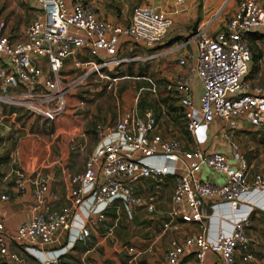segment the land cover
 Instances as JSON below:
<instances>
[{"label": "built area", "instance_id": "1", "mask_svg": "<svg viewBox=\"0 0 264 264\" xmlns=\"http://www.w3.org/2000/svg\"><path fill=\"white\" fill-rule=\"evenodd\" d=\"M37 7L34 19L23 30V40L5 35L0 19V106L25 112L49 124L67 108L70 94L88 82L109 89L114 71L136 60L118 52L120 38L143 49L160 44L169 32L171 14L161 9L134 6L125 24L104 21L85 0H29ZM175 0L174 5H181ZM264 28V5L237 0L231 15L213 36L203 27L184 31V39L167 51L183 76L162 84L163 93L176 103L177 114L192 147L183 149L173 138H163L149 111L126 112L112 125L98 128L95 144L83 161L82 170L67 174L70 206L53 210L45 204V176L37 174L31 185L30 218L13 234H5L0 220V261L10 264H59L60 257L88 237L90 224H102L116 203L128 218L138 209L154 212L156 197L165 179H173L169 208L160 231L176 230V223L197 225L195 236L171 238L163 254L164 264H205L210 254L220 264L251 263L253 255L246 231L251 212L264 207V176L250 173L238 144L225 136L227 155L205 152L207 132L213 120L242 119L252 127L264 125V90L247 86L244 78L251 59L247 36ZM193 45L195 65L188 45ZM194 75L201 94L194 105L187 85ZM79 105L81 103L79 102ZM203 168L219 174L218 184L201 180ZM14 185L24 192L29 178L15 173ZM149 181L146 195L137 186ZM2 201L7 198L0 197ZM213 200L202 216L204 202ZM263 209V208H262ZM214 217L218 225L212 236L206 227ZM63 247L47 251L62 235ZM11 247L14 249L12 250ZM131 255L132 248L127 250ZM135 255V254H134ZM184 257H189L183 260ZM29 259L30 263H24Z\"/></svg>", "mask_w": 264, "mask_h": 264}, {"label": "crops", "instance_id": "2", "mask_svg": "<svg viewBox=\"0 0 264 264\" xmlns=\"http://www.w3.org/2000/svg\"><path fill=\"white\" fill-rule=\"evenodd\" d=\"M71 0H65L68 4ZM90 3L94 9L95 14L98 18L103 19L111 23L123 25L122 22L123 15L118 19H114V16L110 13L109 7L112 4L116 3V8L120 9L122 13L126 4L122 0H85ZM175 1V0H174ZM173 6L175 9H180V12L175 15V12L171 14L172 25L171 28L162 40V42L151 49H143L138 45L130 43L128 40L120 38L118 40L117 48L118 52L124 51L126 54L133 55L134 57L141 58L144 55L154 57L149 60H136L131 64H127L117 71H149V76L156 80V87L161 85L165 81L172 80L178 76H183L189 63H186L184 67H179L176 64V57L174 53H167V51L175 48L180 39H184V31L191 27H203L208 36H213L221 27L224 25L225 21L231 15L232 11L235 8V4L231 3V0H202L200 4L196 3V0H182L181 5ZM255 3L264 5V0H253ZM22 5L27 6L31 10L32 18L24 19V21L18 22V17L13 21L11 18H8L6 21L7 15H5L6 10L9 8L8 3H5L4 8L0 11V19L5 18L6 29L4 31L5 35L10 38L13 42H18L23 40V30L25 26L34 19V15L37 13L36 5L29 0H20ZM115 2V3H114ZM12 3V0H10ZM163 5V6H162ZM134 6H145L149 8H156L167 11L165 9L164 3L151 2L146 3L142 1L140 4L131 5L130 10ZM14 7V6H13ZM14 10L18 12V9L15 7ZM169 12V11H168ZM30 14V12H27ZM130 14V13H129ZM129 15L126 18L128 19ZM13 22H16V26L13 27ZM26 24L24 25V23ZM223 22V23H222ZM195 24V25H194ZM222 24L219 28L218 26ZM211 28V29H210ZM219 28V29H218ZM10 29H15L16 34L11 35ZM182 39V40H183ZM247 42L250 47L251 59L248 65V73L244 78V83L247 86V89L244 92H248L253 87H260L264 90V28L259 29L247 36ZM188 52L192 55L191 65H195V51L193 45H188ZM187 85L190 90L191 100L194 105H197L198 98L201 94V88L197 78L192 75V77L187 82ZM176 108V103L173 102ZM5 106H0V141L2 146L6 145V137L9 134H6L7 127H2L3 123H11L14 115L9 112ZM177 110V109H176ZM31 117L26 121L27 124H30ZM40 121V120H39ZM254 135L252 137L249 133ZM230 135L233 137L234 141L238 144L241 152L243 153L247 163L250 167V173H258L264 176V169L262 167L256 171L252 168L254 165L251 164L246 157V153L240 146L244 141H247L249 138V143L254 144L258 138H264V125L261 127H252L246 121L242 119H236L231 121H221L213 120L207 132V143L202 150L205 152H219L220 154L227 155V145L225 136ZM264 146V144L262 145ZM219 150V151H218ZM13 154L9 155V163L2 165L0 164V197L4 196L7 199L2 201L0 199V220L3 223L4 233L13 234L17 227L26 222L31 216V197L30 193L33 189L31 185V180L35 178L37 174L45 176L47 179L46 183V193L44 195L45 204L53 210H59L62 207L70 206L69 199V189L70 185L65 178V173L68 171L64 170V173L57 172L56 170H44L43 165L46 162L48 154L42 155V159L39 162L34 163V165L26 164V168L14 165L13 163ZM12 157V158H11ZM53 162L52 164H54ZM37 164V165H36ZM73 171L74 173L80 172L82 170V164H79V170L76 168ZM263 170V171H262ZM15 173L21 174L24 177L29 178L26 183L24 192H18L15 188ZM73 173V174H74ZM203 171L201 170L198 174L201 180L207 181L209 183L218 184L220 177L216 175H207L204 174L202 177ZM159 194V193H158ZM157 194V195H158ZM170 197V196H169ZM213 200H207L204 202V207L201 209L202 216L209 214L210 209L209 205ZM162 213L166 214L167 210ZM164 221V217L162 222ZM258 224V223H257ZM252 224L250 228L246 231V236L250 241V251L253 255L255 253H264V226L262 222H259V226L255 227L253 230ZM216 222L214 217L209 219L206 227L208 229V236H212L215 231ZM177 231L168 230L166 232L154 233L153 236H149L147 240L141 241L140 239L133 238L135 244H133V255H130L129 258L124 260L126 257L125 253L116 245H112L110 248L104 245V222L102 224H90L88 227V237L82 243H76L70 250H68L64 255L60 257L59 264H164L163 263V254L167 247V243L171 238H182V236H195L201 231L198 229L197 225H186L182 223H176ZM136 240V241H135ZM66 243V237L63 234L58 238L52 245L46 248L47 251H55L64 246ZM131 248V247H130ZM13 250L14 248L11 247ZM135 254V255H134ZM128 256V255H127ZM189 257H184L183 260ZM1 262V261H0ZM255 264H264V255L261 259ZM3 263V262H2ZM24 263H30L29 259H25ZM10 264V263H3ZM205 264H220V261L217 257H214L210 254H207L205 257ZM243 264V263H239ZM249 264V263H245Z\"/></svg>", "mask_w": 264, "mask_h": 264}, {"label": "rangeland", "instance_id": "3", "mask_svg": "<svg viewBox=\"0 0 264 264\" xmlns=\"http://www.w3.org/2000/svg\"><path fill=\"white\" fill-rule=\"evenodd\" d=\"M122 1L126 4L122 13L120 9L116 8V0L115 4L110 5L109 11L115 20L123 15V23L126 22L131 5L140 4L142 1H146V3H164L167 12L175 11V15L180 12V9L174 8V0ZM201 1L196 0V3L200 4ZM236 1L231 0V3L234 4ZM5 3H8L6 6H9L5 12V15H7L6 21L8 18L15 21L14 19L18 17L17 23H19L24 19L32 18L31 10L22 5L20 0H12V3H10V0H0V11L4 8ZM15 7L18 12L14 10ZM27 12H30V14ZM17 23L13 22V27ZM221 26L222 24L218 27ZM9 31L11 35L17 32L15 29ZM114 72L116 81L109 89L94 82H88L85 86L77 88L73 94H70V100L67 102V108L62 117L53 123L46 124L39 121V119L32 118L30 124H27L26 121L31 117L25 112L4 107L14 115V118L11 123H3L1 127H7L6 134L9 135L5 139L7 142L5 146H2L0 141V164L9 163L8 152L9 155L13 154L14 165H21L23 168L27 167L26 164L34 165L35 161H41L42 155L46 156L48 154L43 165L44 170L50 171L53 169L58 173L62 171L61 174L64 173V170L68 171L65 176L73 174L74 169L79 170L80 162L83 164L93 148L95 131L98 128L114 124L122 114L129 111H133L138 115L144 111L151 112L157 121L156 130L163 138L175 139L186 150L193 146L179 120L172 99L163 93L161 85L156 87V80L149 76V71ZM79 102L81 105H79ZM249 134L254 137L252 132ZM232 138L234 139V135ZM249 140L251 139L244 141L240 146L246 153L249 162L254 164L252 168L255 171L261 167L264 169V146H262L264 138H258L254 144L249 143ZM53 162L55 163L52 164ZM202 171L203 178L204 174L216 175L220 177L219 183L223 181L221 175L208 168H203ZM172 185L173 179H165L162 182L161 189L156 197L155 210L152 214H148L144 209H138L131 215V218H128L119 203L108 210L104 220V235H109L104 236V245L109 248L112 245L118 246L125 253V260L130 257L127 251L128 248H133V244H135L133 238L143 241L147 240L149 236H153L154 233L160 232V225L164 217L162 213L168 207ZM137 186L140 193L146 195L150 182L141 181ZM249 215L254 231L255 227L259 226V222H262L264 226V207H261V210L256 209ZM262 255L264 253H255L253 261L255 259L256 262L259 261ZM253 261L249 264H255ZM0 264L3 263L0 262Z\"/></svg>", "mask_w": 264, "mask_h": 264}]
</instances>
